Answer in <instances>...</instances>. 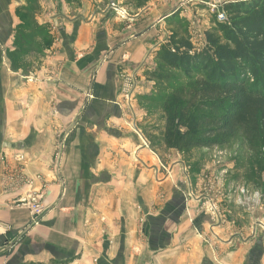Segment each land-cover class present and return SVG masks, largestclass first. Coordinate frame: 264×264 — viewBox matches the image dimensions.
Masks as SVG:
<instances>
[{
  "label": "crops",
  "instance_id": "0c3cea01",
  "mask_svg": "<svg viewBox=\"0 0 264 264\" xmlns=\"http://www.w3.org/2000/svg\"><path fill=\"white\" fill-rule=\"evenodd\" d=\"M37 1L52 45L11 71L22 1L0 0V264H264V204L245 221L228 200L199 208L210 193L177 181L181 155L132 135L125 83L141 81L166 42L160 0ZM8 175L40 176L38 224L7 207L30 190L7 192Z\"/></svg>",
  "mask_w": 264,
  "mask_h": 264
},
{
  "label": "trees",
  "instance_id": "16d2710c",
  "mask_svg": "<svg viewBox=\"0 0 264 264\" xmlns=\"http://www.w3.org/2000/svg\"><path fill=\"white\" fill-rule=\"evenodd\" d=\"M223 5L228 22L205 30L202 48L194 47L185 23L178 21L155 55L158 66L177 75V83L183 80L166 96L161 93L165 99L161 144L181 155L223 148L238 134L251 154L264 150V0ZM39 10L37 0H22L15 10L19 24L14 49L7 52L11 71H24L19 57L43 53L35 43H51L46 26L36 21Z\"/></svg>",
  "mask_w": 264,
  "mask_h": 264
},
{
  "label": "rangeland",
  "instance_id": "374dc122",
  "mask_svg": "<svg viewBox=\"0 0 264 264\" xmlns=\"http://www.w3.org/2000/svg\"><path fill=\"white\" fill-rule=\"evenodd\" d=\"M86 1H88L90 5L96 8H102L111 5L109 3L111 0ZM124 1L131 3L132 6L137 5L138 7H140L151 0ZM155 1L157 0H153V2ZM158 3L162 7V12L166 16L164 18V22H166V42L169 38L170 30L175 27L178 21H183L188 29V36L190 37L194 47L196 49H200L204 46L205 43V38L203 36L205 30H208L213 27L214 23H218V21H216V16L212 12L209 5L212 3V0H160L158 1ZM17 23L19 24V21ZM52 41L53 38L51 36L50 45L44 43L43 41L35 43L34 47L37 46V49H41L43 53L41 54L37 51L29 52L22 58L19 57L18 59H16L19 65L28 68L32 65L33 58H36V60L43 58L46 54V51L50 49ZM36 63L37 61H35L34 64ZM171 75L173 76L172 80L169 77ZM176 76L177 75L174 72H171L169 70L161 68V66H158L156 57L153 56L150 59L149 63L146 64V69L141 76L143 77L141 81L135 79V82L125 83L127 85V92L125 97L128 98L130 94L129 100H127L129 106L128 109H130L128 116H131V119H134V122L130 121L131 123H133V127L131 126L130 128L132 131V135L139 139L141 144H144V138L147 139L148 146L153 147L155 152L159 151L157 152V154L159 155H161L163 151H165L161 144L164 131L163 117L165 115L163 112V106L165 99L164 97L162 98L161 93L163 92L164 96H166L179 85L178 83H181L183 81L180 79L177 83ZM129 91L131 93L133 92L132 95ZM146 98H148V101L146 100ZM135 101H137L136 106L134 104ZM140 117L141 125L138 126V121H135ZM136 129L140 132L138 133ZM142 135L144 136V138ZM242 140V135L238 134L237 136L232 138V140L229 142V145L223 146V148L215 146L209 148L207 151H200L195 149L185 155L180 154V160L183 161V165L181 164V166L179 167V171L177 170V181L179 180V182L185 186H188V184L191 183L192 191H196L197 193H199L198 195L204 192L206 193V191H208V194L210 193L209 195H207L209 197L207 200L197 201L199 203V208L210 207L209 210H211L210 212L213 214L215 212L213 207L221 205L225 207L224 202L228 200L227 203L229 204L226 205L234 206L235 208H237L238 211L235 210L236 214L244 212V214L240 215V217H242L244 220L246 219L245 217L252 216L253 214H250L256 212V209L259 210L258 208L261 207L262 204H264V188L262 186L264 182V150L263 148H257L251 154L245 149V146H243ZM215 148L226 150L228 153L232 151L236 152V155L235 157H233V160L227 163V173L224 174V176L220 175L221 169L217 168L213 164L212 156ZM241 155H243L241 157V163L236 169V160H238ZM229 160L231 159L228 158L227 161ZM183 166H185L186 171L184 170ZM211 172H213V176H209L212 177L211 182L209 184V180L206 179V176H208V174H210ZM3 186L5 187L4 184ZM240 187H244L250 192L259 191L262 196L261 201L259 203L261 204V206L256 207V209L252 211H249L247 208H244L242 206H236L234 203V199L236 196L235 189ZM10 188L11 186L6 189L7 192H9ZM210 190L212 191V193ZM216 192L219 193V196ZM37 193L42 194L40 192ZM217 198L221 200L219 201V199ZM135 206L139 208L138 205ZM99 220L100 223H102L105 227L106 222L101 219ZM117 222L118 220H116V224ZM114 224L115 223H113L112 225Z\"/></svg>",
  "mask_w": 264,
  "mask_h": 264
},
{
  "label": "built area",
  "instance_id": "2783aa9c",
  "mask_svg": "<svg viewBox=\"0 0 264 264\" xmlns=\"http://www.w3.org/2000/svg\"><path fill=\"white\" fill-rule=\"evenodd\" d=\"M225 4V3H223ZM223 4L215 5L213 3L209 4L212 12L216 16V21L219 23H227V16L223 11L222 7ZM236 152L232 151L228 153L226 150L217 149L213 151V164L221 169L220 175L224 176L227 173V163L233 160L235 157ZM231 159L227 161V159ZM13 159L19 163L23 162L24 157L23 155H15ZM1 161H4L1 158ZM40 180V176H36L34 178H29L27 176L22 175H8L4 179L5 190L8 187L16 186V187H27L30 190L22 195H20L16 200H13L7 207L10 208H24L27 209L32 217V223L34 225L38 224L44 215L46 214V207L42 203V194H38L36 191L33 190L36 181ZM235 199L234 203L236 206H242L247 208L249 211L255 210L256 207L261 206V194L259 191L250 192L249 190L245 189L244 187L236 188L235 189Z\"/></svg>",
  "mask_w": 264,
  "mask_h": 264
},
{
  "label": "water",
  "instance_id": "95a60500",
  "mask_svg": "<svg viewBox=\"0 0 264 264\" xmlns=\"http://www.w3.org/2000/svg\"><path fill=\"white\" fill-rule=\"evenodd\" d=\"M239 1H250V0H212V3L215 5H220L223 3H235Z\"/></svg>",
  "mask_w": 264,
  "mask_h": 264
}]
</instances>
